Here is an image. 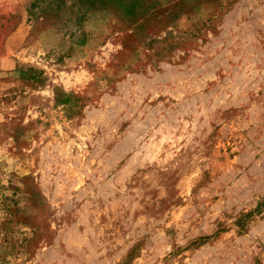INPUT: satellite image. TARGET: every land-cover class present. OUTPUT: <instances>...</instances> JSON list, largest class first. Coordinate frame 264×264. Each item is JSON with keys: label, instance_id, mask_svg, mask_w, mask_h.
<instances>
[{"label": "rangeland", "instance_id": "obj_1", "mask_svg": "<svg viewBox=\"0 0 264 264\" xmlns=\"http://www.w3.org/2000/svg\"><path fill=\"white\" fill-rule=\"evenodd\" d=\"M31 1L0 0V264H264V0Z\"/></svg>", "mask_w": 264, "mask_h": 264}, {"label": "trees", "instance_id": "obj_2", "mask_svg": "<svg viewBox=\"0 0 264 264\" xmlns=\"http://www.w3.org/2000/svg\"><path fill=\"white\" fill-rule=\"evenodd\" d=\"M154 3L153 0H32L29 12L40 9L47 18H54L60 14L67 15L80 27L86 16L93 11L106 10L109 7H118L124 16H133L138 10L146 9ZM264 200L259 202V210Z\"/></svg>", "mask_w": 264, "mask_h": 264}]
</instances>
